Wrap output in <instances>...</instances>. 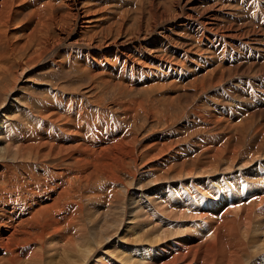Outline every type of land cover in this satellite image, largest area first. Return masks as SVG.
Listing matches in <instances>:
<instances>
[{
  "label": "bare ground",
  "instance_id": "1",
  "mask_svg": "<svg viewBox=\"0 0 264 264\" xmlns=\"http://www.w3.org/2000/svg\"><path fill=\"white\" fill-rule=\"evenodd\" d=\"M26 1L0 0V3H2L0 5V84L3 81L0 90L2 89L1 92L4 96V101L0 105V264H48L49 261L45 262L46 256L54 250L60 249V247H66L70 250L73 257L68 261L59 258V261L54 262L52 259V264H251L254 259L248 255L249 244L254 241L252 244L257 246L255 247L256 254H260L264 250V221L258 219V217L262 218L259 215H264V198H261V194L258 193L264 192V184L255 187V181L252 182L251 180L249 182L248 177L242 176L243 173L247 172L246 169L240 167L244 166V161L241 165V161L239 163L235 157H231L227 162L226 155H240L239 151H242L246 146L244 145L238 151L237 148H231L233 145L228 146L227 141L230 142L232 134L230 136L226 135V139H223L226 141L221 143L216 141L217 138H213V135V137H206L204 133L197 132L198 135L196 136L191 132L186 136L187 132L183 138L189 139L192 137L189 140H191L193 146L185 148L193 152L190 155H194V163L190 164L182 161L181 156H177V159L184 165L177 171L181 175L175 178L172 176L173 173L170 172L172 167H168L167 163L169 153L171 150L174 152L175 134L168 127L166 130H164L166 127L157 130L159 132L157 138L149 136L143 138L141 131L131 127L133 125L132 121L118 125L109 122L108 116L103 110H110L111 107L102 109L101 103L97 101L87 103V101L81 100L78 95L74 94L68 97L65 93L59 92L57 88H52L51 90L55 92L54 99H46L41 102L38 111L39 116L36 117V120L34 119L36 122L31 123L29 126H12L10 124L7 117L16 113L20 114L19 110L21 107L23 108L26 100V97H18V85L26 80L25 72L28 73L36 65L48 64V66L52 65L49 66L51 69L55 67V70L58 68L64 70L67 67L70 70L74 66L72 59L77 55L80 57L79 63H81V66L78 65L77 69L89 73L91 79H93L92 84H103L112 89H125L120 85L122 75L126 80L125 87H130L133 83H136L133 78L131 79V77H134L133 72L135 69L132 68L130 74H128L127 66L123 67L122 71L121 68H118L123 66L125 61H128L129 68L143 66L139 63L133 65L129 62L132 60V54L129 50L128 52L122 50L120 53L111 54V50L105 48V46L120 48L125 43L132 42V39L128 38L129 40L119 43V41L113 40L114 35H110V31L114 28L118 27V32L121 31V26L122 30L125 29L124 23L119 22L122 19L121 17H125L124 13L120 15V20L98 33L102 36L105 32V38L102 40L106 39L110 43L104 44L101 41L103 43L98 42L93 45L98 34L84 40L80 39L81 36H84V33L87 34L89 30L95 28L96 19L89 15L90 2H87L85 6L82 5L85 7L83 8L80 7L79 0H32V5L27 9L28 12L26 10L17 14L14 8L24 9L27 6ZM19 2L22 4H19ZM210 16L212 17V15ZM85 21H88V23ZM202 23L200 22V24ZM14 24L22 26L19 31L23 33V40H20V37L17 40V36L15 38L14 32L17 34L18 29L12 30ZM233 25L231 24V26ZM245 25L247 26V24ZM245 25L242 27H246ZM150 28L145 25L143 30L140 29L143 32V37L147 36ZM197 33L199 34V32ZM185 35L187 34L185 33ZM231 36L234 37L235 35L233 36L231 33ZM244 37L243 35L242 38ZM201 38L199 40L198 37L195 39V47H199L202 42V44L204 43L202 48H207L209 52L212 49L215 51L220 50V47L217 46L218 43L223 44L224 51L228 47L230 49L234 48L233 45L228 46L227 42L224 46V40L220 37L219 39H209V43L203 42L204 40L202 41ZM165 40V51H167L169 49L167 46L172 42ZM142 43L143 45L146 43L154 44L150 40H143L142 42V40L135 41L134 38L131 48H134L136 44L141 48ZM180 43L185 42L180 41ZM79 45L88 48L95 46V48L83 53L78 50ZM160 46V44L158 47L156 46L157 48L153 51L159 50ZM183 46L185 49L182 52L183 54L181 53L183 55L181 59L187 60L188 56L186 54L190 52V49L186 43ZM177 50L181 52V50ZM172 51L169 52L175 57V49L174 52ZM108 54L110 57L115 55L114 67L118 68L117 75L120 77L119 79L113 76L114 72L110 65H105L108 61ZM151 54L153 58L144 57L145 65L143 68L155 71L148 77L142 76L140 78L142 80H139L138 84L148 86L152 81L159 82L158 85H153V87H160L163 90V96L165 97L162 103L163 108L164 106L167 108L181 106L182 97L178 90H174L168 96V91L175 87L174 83H164L166 76L160 75L161 72L159 75L162 77L152 79L154 78L152 75L159 69L153 70L151 67L157 65L159 60L165 59L161 56H154V54L158 55V52ZM151 61L152 65H150ZM176 64L179 63L176 62ZM180 64L184 66V63ZM174 67L168 66L167 70H172ZM144 69H139V71ZM207 69L208 65H206L205 70ZM129 76H131L130 79H128ZM100 78L103 79L101 82L99 81ZM148 79L150 81H147ZM201 80L200 82H202ZM218 83L216 84L218 85ZM33 86L35 85L33 84ZM51 90L46 91L50 93ZM197 92L198 88L193 89L192 86L189 88L187 94L190 95V101L197 96ZM185 94H182V96ZM185 97H188V95H185ZM123 102L120 103L123 104ZM132 103L129 104L133 105ZM201 105L203 106V104ZM114 106L117 107L119 104ZM131 107L134 110V106ZM228 107L229 109L226 108V112L230 114V104H228ZM27 109L30 108L27 107ZM201 112L203 113V110ZM202 115L200 119H202ZM21 116H26V112ZM210 116L212 117V115ZM227 116L230 117V115ZM213 117H216L214 113ZM134 119L135 124L138 123V118L134 117ZM234 120L236 119L233 118L232 121ZM242 120H245V118ZM212 121H215L214 118ZM127 125L130 128L129 130L126 128ZM257 130H259V127ZM257 130L254 134H260V141L248 147L251 151L243 153V156L253 158V152H257L264 144V132ZM241 133L240 136H242ZM197 149L201 150L197 152ZM263 150L261 152H264ZM249 152L251 153L249 154ZM165 155L168 156L164 158ZM35 159L43 164V172L52 166L56 168L53 180H48L44 173L39 176V174L32 171V162ZM68 159L73 164L65 163ZM254 160L255 158L252 161L254 162ZM47 161L51 162L52 165L48 166L47 164V167L46 163H43ZM222 162H225V164L223 163L225 165L224 170L219 168ZM21 164L25 166V178H32L33 181L25 184L23 178L15 173L14 168ZM185 164H190L191 169L188 174L183 172L186 167ZM131 165H133L131 168H134L129 170L128 167ZM147 168L158 170L160 178L153 180V175L156 173L153 174L146 170ZM222 171L224 173L230 172L229 176L222 174ZM218 172L221 177L217 176L218 178H216L215 174ZM200 173L202 177H198ZM143 174L145 175L143 176ZM236 174H239V176H236ZM90 175L98 181L101 178L105 179L102 187L97 189H100L99 192L94 190L89 194L92 198H100L98 201H100L101 210H103L100 223L94 219L95 217L85 213L87 210L81 198L71 193L70 187L73 184V177L77 179L81 176V178L87 179ZM146 175L151 177L149 180L146 178V181L152 183V185L158 184L157 187H159L160 192L163 189L159 185L165 186L162 192V196L166 197L163 199L164 204L161 201L159 205L160 202L156 203L153 200L154 197H150V191H154V189L149 187L147 182V184L143 183V178ZM163 176L164 178H162ZM165 181H177L180 189L172 191L173 183L165 184ZM134 183L140 184L139 187L136 185L137 188L134 187ZM205 186L213 199V203L209 206L207 204L203 205L204 214L202 215L209 214L210 217L204 223L202 229L198 230L197 224L194 223L175 221V219L188 218L185 210L182 209L184 213L179 216L178 208L171 207L172 204L179 202L177 193L181 195L195 194L202 191L201 187L205 188ZM236 186H240L242 190L238 196L233 193L234 189L232 187L235 188ZM250 186L254 188L258 195H253L248 189ZM139 193L141 194L137 195ZM144 199L146 200L143 201ZM88 200L91 199L88 197ZM194 202L198 203L199 201L194 199ZM94 204H99V202ZM198 205L193 204L192 210H197ZM165 206L169 207L167 211H163ZM145 213L148 215L147 217H152L154 221L147 223L142 221L143 223H141L140 220L146 216ZM158 213L161 214L160 219H157L158 216L156 218ZM190 217L192 218L190 222H195L197 217L191 215ZM177 223L178 225H176ZM172 224L175 225L172 226ZM127 226L131 227V230H126ZM254 228L255 231L250 230H254ZM196 231L200 237L197 236ZM130 232H132L131 236L133 237L131 242L127 236ZM254 233L257 234L252 235ZM250 235L252 236L249 237ZM102 239H105V242L108 243L101 244L100 240ZM98 240L100 242H97ZM127 240L130 242V246L127 245L128 247L124 245ZM107 247H114V249L119 250L116 252L117 256L115 252L109 251ZM56 253L54 251L53 258Z\"/></svg>",
  "mask_w": 264,
  "mask_h": 264
},
{
  "label": "rangeland",
  "instance_id": "2",
  "mask_svg": "<svg viewBox=\"0 0 264 264\" xmlns=\"http://www.w3.org/2000/svg\"><path fill=\"white\" fill-rule=\"evenodd\" d=\"M27 1H26L27 6L24 9L19 8V10H18L17 7H15L14 11L17 14H19L21 11H26L32 5V0H27ZM79 1H80V7H83V6H85V4L87 2H90V7H89L90 13H89V15L91 17H93L94 19H96V22L94 24L95 28L92 30H89L87 32V34L84 33V36L83 37L81 36L80 39L84 40L85 38H88L90 36H93V35L96 36V34H98L100 31L106 29L110 25H112V24L116 23L118 20H120L119 19L120 15L122 13H124L125 17H121L122 19L119 21V22L124 23V25H125V29L123 28V30H122V26H121V31L122 32L124 31V33H122L121 31L118 32L119 31L118 27L112 29L110 31V35L111 36L114 35L112 37L113 40L119 41V43H120V42L129 40V39H132L131 41L134 42V38H135V41L136 40H142V42H143V40H150V41H153L154 44L150 45V44L146 43L143 45V43H142L143 46L141 48H139L138 44H136V46L134 48H131L132 42H127V43H125L124 46H121L120 48L110 47V46H105V48H107L108 50H111V54L120 53V51H122V50L128 52V50H129L132 54L131 55L132 60L129 62L132 63L133 65H134V63H139L140 65H143V66L145 65V63H144V57L145 56H148V58H150V57L153 58L151 53L158 52V55L154 54V56H161L165 60H161V61L159 60V63L157 65L151 67V69H153V70L159 69V71H157L155 74L152 75V77H154L152 79H157V78H160L162 76H166L164 83H171V82L174 83L175 87H172V89L170 91H168V96L174 90H178V93H180L181 97H182L181 106H174L173 108H167L166 106H164V108H163L162 103L165 100V97L163 96V90L160 89V87H153V85H155V86L158 85L159 82H153L152 81L148 86H146V85L142 86V85L138 84L139 80L142 76L148 77L155 70L152 71L149 69H144L143 66H140V68H138L136 66L129 68L130 65H127L128 61H125L123 66H120L118 68H121V71H122V68L127 66L126 69H127L128 74H130V70L132 68L135 69L133 72L134 77L129 76L128 79H130V77H131V79L133 78V80L136 83H133L130 87H125V81L126 80L124 79V77L122 75V80L120 82V85L122 87H124L125 89H121V88H117V89L113 88L112 89V88H109V86H105L103 84H92L93 79H91L90 74L87 72L79 71L77 69V66L78 65L81 66V63H79L80 57L75 55L73 57L74 59H72L73 60L72 64L74 66H72L70 70L67 67H65L64 70H60L59 68L55 70V67H52V69L49 68V66H52V65L48 66V64L47 65H44V64L41 65L40 64L38 66L36 65L35 67H33V69L28 71V73H27V71L25 72V79L26 80H24V82H22V83L20 82V84L18 85V90H17V91H19V94H18L19 96L17 95L18 97H21V96L26 97L25 98L26 100L24 101L25 104L22 103V104H24V106H23V108L22 107L20 108V110H19L20 114L16 113L13 116L10 115L7 117L10 124H12V126H20V125L29 126L31 123L36 122L35 120H36V117L39 116L38 111L40 110L39 107L41 106V102L45 101L46 99H48V100L54 99L55 92L51 89L57 88V90L59 92H61L62 94L65 93V95L68 97L73 96L75 94V95H78L79 98H81V100L87 101V103L97 101L98 103H101L102 109L111 107L110 110H103L105 112V114L108 116L109 122L114 123L115 125H118L120 123L132 121L133 125H131V127L137 131H141V133H143L142 134L143 138H145L147 136L152 137V138H157L158 137L157 135L159 134V132H157V130H159V129L161 130L165 127L166 128L164 130H166L168 127L171 130V132L173 134H175L174 145H173L174 152H172V150H171V152L169 153V158H167L168 159V162H167L168 167H170V166L172 167V170L170 172L173 173L172 176L175 178H177V177H179V175H181L177 171L180 169V167L182 165H184V164H182V162H180L177 159V156H181L182 161H185V162L190 163V164L194 163V159H193L194 155L193 156L190 155L193 152H191L190 149L187 148V150H186V148H185L188 146L189 147L193 146V144H191V140H189V139H192V137L189 136L190 137L189 139L183 138L185 136V134H187V132H188V134L186 136H188L189 133H191V132L194 133V135H196V136L198 135L197 132L204 133V135L206 137L207 136H209V137L214 136L213 138H215V139L217 138L216 141H219L221 143L226 141V140L225 141L223 140V139H226V137H225L226 135L230 136L232 134L230 142L227 141L228 146H230V144H231V146L232 145L238 146V147H233V146L231 147L230 146L231 148H237V151L239 149H242L244 147V145H246L245 146L246 148L244 147V149H242V151L241 150L239 151L240 155H236V156L226 155L225 158L227 159V162L229 161V158H231V157H235L239 161V163L241 161V165H242V162L244 161V163H243L244 166L239 165L240 167H243V169H246V171H247V172L243 173L242 176L248 177L247 180L250 179V180H248L249 182H251V180H252V182L255 181L257 183V184L254 183L255 187L262 186L264 184V179H263L264 178L263 177L264 176V152H261V151L264 149V144L257 151L258 153L256 151L253 152L254 153V155H253L254 157L252 156L253 158H250L249 156H243L244 155L243 153H246L247 151L250 150L248 147H250L251 145H255L256 143H258V141H260V139H259L260 134L259 135L254 134V132L256 133L257 128L259 127V130H257V131L264 132V84L261 85V80L264 78V25H261L259 22L255 21V16L258 13H259V15L261 13L262 15H260V17H261V19H264V10H263L264 9V0H257V2L259 4L257 5L258 7H255L254 9H253L252 5L254 3L256 4V0H245L246 5H250L249 9L245 8L244 6H241L239 4V0H237V1L236 0H232V1H229V0H90V1L85 0V2H84V0L83 1L79 0ZM21 2L23 3V1H21ZM21 2H19V4ZM83 2H84V4H83ZM0 5H2V3H0ZM83 8H85V7H83ZM246 9H247V11H246ZM254 11H256L255 14H254ZM26 12H28V10ZM127 12H130V13L127 14ZM250 12H251V17L249 18L247 16V14H249ZM210 15H212V17ZM262 16H263V18H262ZM22 18H23V16H22ZM261 19H260V22H261ZM85 22L88 23V21H85ZM200 22H203V23L200 24ZM205 23L207 26L205 25ZM231 24H234V25L231 26ZM245 24H247V26ZM16 25H17V27H15ZM145 25H146V27H151V28H150V31L148 30L149 35L147 34L146 37H143L142 30H143V28H145ZM243 25H245L246 27H242ZM20 26H21L20 24H14V26L12 28V30H14L15 28L18 29V31H17L18 35L16 34V32H14V36H15V38L17 36V40H19L18 37H20V40H23V35H22L23 33L21 31H19L20 28H22V26L21 27ZM221 27H223V28L221 29ZM140 29H142V30L140 31ZM245 29H246V31H245ZM197 30H199V31H197ZM197 32H199V34ZM203 32H204V35H203ZM104 33L102 34V36L98 34L100 38L97 35V37L95 38L96 40H94V42H93V45H96L98 42H100V43L104 42V44L110 43L106 39L102 40L103 38H105ZM140 33H142V34H140ZM185 33L187 35H185ZM231 33L233 36L235 35L234 36L235 38L231 36ZM137 34H138V36H137ZM242 34L245 36L244 38H242L243 37ZM117 35L121 36V37H118ZM199 35H201V36L203 35L204 37L202 36V38H201V36L199 37ZM78 36H76V38H78ZM12 37H13V35H12ZM197 37H198V40H199V38H201V40L202 41L204 40L203 42H205V43H209L211 39L212 40L213 39H219V37H220V39L224 40L223 41L224 46L226 45V42H227L228 46L233 45L234 48L230 49L228 47L224 51L223 44L218 43L217 46L220 47V50L215 51L212 49L214 52L212 50H210L211 52H209V50H207V48H202V46L204 45V43L202 44V42L200 43L199 47H197V46L195 47L194 44H196L195 39H197ZM120 38H122V39H120ZM165 39L172 42L170 45L167 46V48L169 47V49L171 51L173 50L172 52H174V49H175V52H176L175 57L172 54H170L169 49H167V51H165V48H166V44H165L166 40ZM101 41H103V42H101ZM160 41H161V43H159ZM180 41L185 42L187 47L190 49V52H188L187 54L184 53L188 56V58H186L187 60L181 59V58H183L182 52L185 49L183 44H185V43H180ZM159 44L161 45L159 47V50L153 51V49H156ZM162 44H163V46H162ZM191 44H192V46H190ZM174 45H175V47H174ZM92 48H95V46H93ZM92 48L85 47L84 45L78 46V50L80 52H83V53L85 51H89ZM177 49L181 50V52L178 51ZM166 52H168V53L165 54ZM196 53H198V54H196ZM76 54H77V52H76ZM167 58H169V59H167ZM107 59H108V61H107V63H105V65H110V68L114 72L113 76L116 79H119L120 77L117 75L118 68L114 67L115 55L113 57L112 56L110 57V55L108 54ZM169 60H171V61H169ZM75 61H76V64H75ZM121 62H123V61H121ZM176 62H178L179 64L184 63V66L183 65L181 66V64L180 65L176 64ZM147 63H148V61H147ZM150 65H152V61H151ZM206 65H208L207 70H205ZM168 66H171V67L175 66V67L172 70H167ZM177 66H181V67H177ZM216 67H217V69H216ZM262 67H263V69H262ZM139 69H144V70L139 71ZM258 69H259V71H257ZM213 70H214L215 74L213 73ZM220 70H221V72H220ZM260 70H263V71H260ZM21 72H22V70L20 71V73ZM160 72H161V74H160ZM217 72H219V73L217 74ZM159 74L162 76H160ZM218 77H220L221 79H219ZM195 78H196V81H195ZM208 78H210V79H208ZM197 79H199V80H197ZM102 80H103L102 78L99 79L100 82ZM181 80H183V81H181ZM200 80L202 82H200ZM220 80H221V82H220ZM147 81H150V80L148 79ZM197 81L199 82V84ZM195 82H197V83H195ZM218 82H220V83H218ZM2 83H3V81H2ZM216 83H218V85ZM1 84H0V86H1ZM33 84L35 86H33ZM184 84H186V85H184ZM248 84H249V87H247ZM181 85H183V86H181ZM194 85H196V86H194ZM191 86L193 87V89L198 88V92H197V96L193 97L192 98L193 100L190 101V98H189L190 95L187 93H189V88H191ZM48 89L51 90L50 93H47L46 90H48ZM1 90H0V105H2L1 103L4 101V96H3V93L1 92ZM25 91H27V92L25 93ZM199 93H200V95H199ZM20 94H22V95H20ZM182 94L188 95V97H185V95L182 96ZM79 98H78V100H79ZM184 98H186V99H184ZM139 99L140 100L143 99V100L140 101ZM136 101H138V102H136ZM55 102L57 103L56 100H55ZM120 102H123V104ZM129 103H132L133 105H131ZM134 103H136L137 106ZM117 104H119V106L115 107L114 105H117ZM174 104H176V103H174ZM201 104H203V106L205 108L207 106V108L205 109ZM224 104L225 105L227 104V106H225ZM228 104H230V107H231V111L229 110L230 114L226 112V108L229 109ZM130 105L134 106L133 107L134 110L132 109V107ZM210 105H212L213 107ZM220 106H222V107H220ZM27 107H29L30 109H27ZM223 108H225V109H223ZM199 109H201V110H199ZM202 110H203V113L201 112ZM220 111H222V112H220ZM24 112H26V116L22 117L21 115ZM198 113H200V114H198ZM213 113H214V116H216L218 119L216 117H213ZM201 115L203 116L202 119H200ZM210 115H212V117ZM227 115H230V117ZM134 117L138 118L137 119L138 123H136V124H135ZM208 118L209 119L212 118L211 120H213V118H214L215 121H212L214 124ZM231 118L232 119L234 118L236 120L232 121ZM244 118H245V120H242ZM229 119H231V120H229ZM203 120H205V121H203ZM218 124L219 125L221 124V125L219 126ZM222 125L224 126L223 128H222ZM239 126H241V128H239ZM181 127H183V128L181 129ZM126 128L128 130L130 129L128 127V125ZM185 130H186V132H185ZM240 133L242 136H240ZM216 135H217V137H216ZM233 137H235V138L233 139ZM219 138H220V140H219ZM235 140H236V142H235ZM4 145H5V143H4ZM198 150H201V149H197V152H198ZM250 153L251 152H249V154ZM167 156L168 155H165L164 158H166ZM254 158H255V160L253 162L252 160ZM249 161H250V163H249ZM47 162H43V163L44 164L46 163V166H47V164H48V166L52 165L51 162H48V163ZM142 162H144V161H142ZM259 162H261V163H259ZM65 163L73 164L70 161V159H68ZM223 163L225 164V162H222L221 166L219 168L224 170L225 165H223ZM190 164H185L186 167L183 170L184 173H186V174L189 173V170L191 169L189 167ZM42 165L43 164L39 160L35 159L32 162V171L34 173L39 174V176H41L40 174L44 173V175L46 176V178L48 180H53L54 175L56 173V168L54 166H52L51 168H47L43 172L42 171L43 170ZM132 166L133 165L129 166L128 169L130 170V168ZM24 168H25V166H23L21 164V165L16 166L14 168V170L18 176H21L23 178V180L25 181V184H26L30 181H33V179L32 178H29V179L25 178ZM133 168H131V169H133ZM146 170L152 172L153 174L156 173L153 175V180H157L158 178H160L159 177L160 172H158V170H153L150 168H147ZM222 172H223L222 174H226V176H229L228 174L230 172L229 173H227V172L224 173V171H222ZM232 173H234V172L232 171ZM144 175L145 174H143V176ZM215 175H216V178L221 177L219 172L216 173ZM164 176L162 178H164ZM199 176L202 177V174L200 173V175H198V177ZM236 176H239V174H236ZM224 177H225V175H224ZM146 178H147V180H149L151 177L146 175L143 178V183L145 182L144 184L148 183V181H146ZM72 181H73V184H72V187H70L71 193L78 196L79 198H81V200L84 203V207L87 210V211L85 210L86 211L85 213L87 215H91V216L95 217L94 219H96L100 223L101 214H103V210H101L100 201H98V199L100 200V198L99 197L92 198L89 196V194H91V192L94 190L99 192L100 189L99 190H97V189L102 187V184L105 183V179L101 178L100 181H98L93 176L90 175L87 179L81 178V176H80V178H77V179H76V177H73ZM170 182L173 183L172 189H171L172 191H176V190L180 189V186H179L177 181H165V184L170 183ZM1 184H3V183H1ZM148 184H149V187H152V189H154V191L153 190L150 191V193H151L150 197H152V198L154 197L153 198L154 202H156V203L160 202L159 205L161 204V201H162V204H164L163 199H165L166 197L164 196L165 197L164 198L162 196V192L165 189V186L159 185L163 189L160 192L159 187H157L158 184H155V185H152V183H148ZM258 184H259V186H257ZM135 185L137 187H139L140 184L134 183V187H136ZM232 188L234 189L233 193L236 196H238L239 192L242 191L240 189V186H236L235 188L234 187H232ZM201 189L204 193L202 191H198L195 194L181 195L180 193L176 192L179 196V199H178L179 202L176 204H172L171 207L178 208L179 216L182 215V213H184L183 210H185L188 214V218H184V219H180V220L175 219V221L180 222V223H191V224L194 223V224H197L198 230L202 229L204 223L210 217L209 214L202 215V214H204L203 205H205V204H207L208 206L211 205L213 203V199L210 197V194L207 192L206 186H205V188L201 187ZM248 189H250V191L253 193L254 196L258 195L254 191L253 187L250 186ZM136 190H138V189H136ZM132 191H134V190L132 189ZM258 193L261 194V198H264V192L263 193L258 192ZM140 194L141 193H139L137 195H140ZM88 197L91 200H88ZM158 197H160V198H158ZM133 198H135V197H133ZM194 199H198L199 202L198 203L194 202ZM145 200L146 199H144L143 201H145ZM96 202H99V204H94ZM13 203H14V201H13ZM193 204H195V205L199 204L196 207L197 210H192ZM168 208H169L168 206L163 207V211H167ZM90 210H92V211H90ZM87 212H89V213H87ZM145 215H146V213H145ZM160 215L158 213V215H156V218L158 216L157 219H160ZM190 215L197 217V218H195V222H190L192 219L190 217ZM147 216L148 215H146L143 218L144 220L143 219L140 220L141 223H143V222L147 223V222L154 221V219L152 217H150V216L147 217ZM259 216H261L262 218L258 217V219L263 222L264 221V215H259ZM174 225L175 224H172V226H174ZM176 225H178V223ZM126 230H131V227L127 226ZM250 230L255 231V228H254V230L253 229H250ZM196 233H197V236L200 237V235L197 231H196ZM131 234H132V232H130L127 235L128 238H130V242L132 241V238H133L131 236ZM256 234L257 233H254L252 235H256ZM252 235H250L249 237H251ZM100 241H101V244H103L105 242V239H102ZM100 241L98 240L97 242H100ZM127 242H124V245L130 246V242L128 240H127ZM253 242H251L248 246V249H247L248 253H249L248 255L252 259H254L252 261L255 264H259L260 262H261L260 264H264V250L262 253L256 254L255 247H257V246H254L252 244ZM105 243H108V242L106 241ZM131 245L133 246L134 244H131ZM107 249L109 251L111 250L112 252H115V255L117 256L116 252L119 250L114 249V247H112V248L107 247ZM54 251H55V253L57 252L55 254L56 258L52 257L54 255ZM54 251L49 253L46 256L45 262L49 261L48 264H52L51 261H53V260H54V262H57V260L59 261V258L63 259L64 261H65V259H66V261H68V259L73 257L70 250H68L66 247H64V248L60 247V249H57ZM48 259H51V260H48ZM253 262H251V264H254Z\"/></svg>",
  "mask_w": 264,
  "mask_h": 264
},
{
  "label": "built area",
  "instance_id": "3",
  "mask_svg": "<svg viewBox=\"0 0 264 264\" xmlns=\"http://www.w3.org/2000/svg\"><path fill=\"white\" fill-rule=\"evenodd\" d=\"M229 1H232V0H229ZM237 1V0H236ZM245 2V3H244ZM239 4L241 5V6H244L245 8H247V9H249L250 8V5H246V1L245 0H239ZM259 3L257 2V0H256V4L254 3L252 6H253V9L255 8V7H258L257 5H258ZM247 9H246V11H247ZM264 10V9H263ZM255 12L256 11H254V14H255ZM260 15H262L261 13H260ZM260 15H259V13L258 14H256V16H255V21H257V22H259L261 25H264V19H261V17H260ZM247 16L250 18L251 17V12L249 13V14H247ZM253 17V16H252ZM259 17V18H258ZM262 18H263V16H262ZM260 19H261V22H260ZM264 84V78L261 80V85H263ZM247 87H249V84L247 85Z\"/></svg>",
  "mask_w": 264,
  "mask_h": 264
}]
</instances>
